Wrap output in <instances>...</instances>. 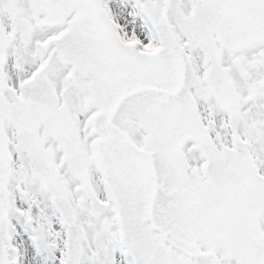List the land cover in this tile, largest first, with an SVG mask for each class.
<instances>
[{"label": "snow or ice", "instance_id": "obj_1", "mask_svg": "<svg viewBox=\"0 0 264 264\" xmlns=\"http://www.w3.org/2000/svg\"><path fill=\"white\" fill-rule=\"evenodd\" d=\"M0 264H264V0H0Z\"/></svg>", "mask_w": 264, "mask_h": 264}]
</instances>
